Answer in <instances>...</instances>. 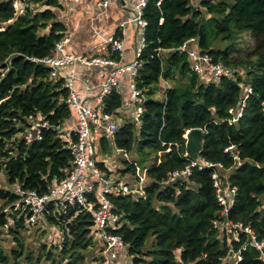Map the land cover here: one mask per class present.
Masks as SVG:
<instances>
[{
  "label": "trees",
  "instance_id": "trees-1",
  "mask_svg": "<svg viewBox=\"0 0 264 264\" xmlns=\"http://www.w3.org/2000/svg\"><path fill=\"white\" fill-rule=\"evenodd\" d=\"M23 1L28 7L16 15L11 0H0V233L13 243L10 250L0 244V264H88L87 250L100 236L96 198L66 211L52 202L34 224L44 228L35 229L43 238L36 247L27 240L33 230L27 209L13 206L19 198L14 184L43 195L68 174L77 134L64 130L67 120L76 119L67 102L66 77H53L51 67L41 62L66 33L56 10L62 3ZM143 17L146 46L136 76L143 97L141 123L126 119L112 137H101L100 146L104 153L134 155L117 172L138 181L144 173L150 181L145 197L110 196L120 220L106 231L122 237L134 264H235L250 237L231 229L237 237L228 239L214 226L222 206L212 169L192 167L190 176L180 179L171 174L190 164L184 156L186 134L201 128V159L222 163L224 187L237 189L230 220L249 226L264 241V0H200L198 5L149 0ZM247 36L256 40L254 51L236 56ZM191 38L233 75L196 73L188 54L178 49ZM109 52L119 59L118 52ZM164 81L169 85L162 89ZM249 86L252 93L246 96ZM243 103L242 115L234 120ZM103 106L118 114L121 93L112 91ZM31 115L48 125L41 139L26 143L16 135L30 127ZM97 164L112 175L106 161L97 158ZM45 225L57 229L50 243ZM241 256L239 264H264L262 252L250 245Z\"/></svg>",
  "mask_w": 264,
  "mask_h": 264
},
{
  "label": "built area",
  "instance_id": "built-area-1",
  "mask_svg": "<svg viewBox=\"0 0 264 264\" xmlns=\"http://www.w3.org/2000/svg\"><path fill=\"white\" fill-rule=\"evenodd\" d=\"M15 14L21 15L25 8L28 7L26 1L11 0ZM64 3L77 2L79 0H60ZM149 0H138L136 6V13L133 19L142 31V40L139 43L135 60L123 64L111 56L104 55H73L65 52V45L70 41L68 34L56 43V46L48 57H45L41 62L45 63L52 70V76L55 78L64 75L66 77V86L69 88L67 97L68 104L76 112V118L79 119L78 129H71L76 131V140L71 143V151L73 155L72 167L68 174L57 184L50 187L49 192L40 195L36 190L23 188L19 184L13 185V191L19 195L13 206L16 210L24 207L27 209V218L31 224L37 223L38 218L47 210L48 206L55 202L60 205L64 211L68 206L79 205L86 207L90 203V197L93 196L98 200V207L95 210V222L100 229V237L107 244L108 250H115L123 248L126 250V245L123 239L118 234H111L106 229L120 220V215L114 212L111 195L120 196L124 194H132L139 197H145V177L139 180L138 185H132L124 177H114L105 174L97 164V146L93 139V134L102 133L104 131L107 137H112L120 127V123L116 120L115 114L107 112L103 109L95 107L94 103L89 99H84L75 90L74 85L81 81L79 74L76 71L79 65L83 67L92 66H107L109 68L108 75L104 82L98 86L84 84L85 89L92 92L97 87L96 99L99 105L103 106L104 99L114 90L119 87L121 78L124 73H129L131 77L132 96L136 103V110L133 121L136 125L141 123L143 114V97L141 91L136 85V76L142 65L140 55L146 46L144 31L147 26V21L143 17L145 8ZM108 1H104L103 5L107 6ZM101 41L93 46V51L100 52L103 46H113V51L120 52L122 49V41L113 36L103 38L100 32H95ZM197 42L196 38H191L183 43L178 49L186 52L192 63L193 70L198 74L208 72L214 77L218 78L224 75H233L232 69L226 67L220 62L214 61L213 57L208 53H203L199 49L191 48L193 43ZM64 68H69V73L66 75L63 72ZM252 93V87L249 86L246 96ZM243 103L240 111L235 116L234 120L242 115L244 106ZM104 107V106H103ZM233 108L230 113H233ZM33 123L24 132L17 134V137H23L26 143H31L34 140L41 139L42 128L47 127V122L36 119L35 116H29ZM35 120V121H34ZM15 138V137H14ZM10 146V144H7ZM228 150V149H227ZM12 153V150L9 151ZM236 154V153H235ZM188 157L187 153L184 154ZM190 164L181 171H175L171 174V179L188 178L191 174L192 167L211 168L213 171L212 177L214 185L217 189V199L222 206L220 211V218L214 221V226L219 228L221 233H225L231 229L242 230L250 237L249 241L245 243L242 249H246L248 245L255 247L262 252L264 257V241L259 242L249 226H244L242 223H234L229 218V212L234 204L237 193L236 187L229 189L225 188V180L222 178V173L226 171L222 163L208 162L200 158V160L190 159ZM9 207L3 212H8ZM241 249V250H242ZM241 250L236 255L235 264H239L242 260ZM233 253L231 252V256Z\"/></svg>",
  "mask_w": 264,
  "mask_h": 264
},
{
  "label": "crops",
  "instance_id": "crops-1",
  "mask_svg": "<svg viewBox=\"0 0 264 264\" xmlns=\"http://www.w3.org/2000/svg\"><path fill=\"white\" fill-rule=\"evenodd\" d=\"M104 1H108L107 6L103 5ZM199 2L200 0H193L195 5H198ZM61 3L62 6L56 10L59 20L66 24V34L70 37V41L65 45L66 53L110 56L109 49L111 48L113 52L112 45L103 46L100 52L92 50L93 46L102 40L101 37L95 34L98 31L103 38L114 35L122 41V49L118 52L120 57L117 59L120 63L126 64L135 60L137 49L143 36L140 26L133 21L138 0H79L66 4L61 1ZM193 45L194 43L191 48L198 49V47H193ZM108 70L107 66L83 67L79 65L76 68L81 81L74 85L75 90L82 98L91 100L98 109H103L104 107L99 105L96 99L97 87L92 92H89L85 89L84 84L98 86L106 79ZM63 72L67 75L69 68H64ZM120 78L121 81L116 90L122 95L123 106L115 116L116 120L122 124L126 119H134L136 103L132 96L130 74L124 73ZM168 85L169 82L164 81L161 83L162 89ZM78 127V118L69 119L65 123L64 130L78 129ZM101 134L104 136V131ZM124 178L127 179L126 177ZM127 180L131 181L130 179ZM133 180L134 178L132 177Z\"/></svg>",
  "mask_w": 264,
  "mask_h": 264
},
{
  "label": "rangeland",
  "instance_id": "rangeland-1",
  "mask_svg": "<svg viewBox=\"0 0 264 264\" xmlns=\"http://www.w3.org/2000/svg\"><path fill=\"white\" fill-rule=\"evenodd\" d=\"M192 3H193V0H192ZM193 4L195 5V3H193ZM255 46H256V40L253 37L247 36L245 39V42L241 44L242 52L237 53L236 56H240L242 54H246L247 52L254 51ZM193 47H198V43L195 42ZM209 79L212 80V78H210V77H209ZM101 137H102L101 133L93 134V139L96 142L97 151H98L97 158L100 159V161L104 160V161L108 162V165L111 167V169H113L111 172V174H112L111 176H113V178L114 177H123L122 174L117 172L118 167H124V164H123L124 159H134V155L128 154V153L126 155H124L125 153L123 151H112V152L107 151L106 152L104 150L106 152V153H104L101 146H100ZM116 165H118V166L116 167ZM124 177H126L127 179H130L131 180L130 183L133 186L139 184V181L136 179H134L132 181L133 176L131 174H127ZM142 177H145L144 183L148 184L150 179H148V178L146 179V176L144 173L142 174ZM4 180H5V178L2 177L1 182H4ZM216 219H218V218H216ZM39 221H40V218H38L37 223ZM214 221H213V224H214ZM37 223H35V224H37ZM45 226H46L47 231H48V232L46 231V235H47V233L50 234V238H47L48 242L50 243V242L56 240L58 237V234H56L57 229L55 227H49L48 225H45ZM32 227H33V230L30 231L29 233L27 232V235H28L27 240L31 244L32 247H36L43 240L42 236L39 233L35 232V229L40 228L41 226L33 224ZM48 228L50 230H48ZM41 229L43 230L44 228L41 227ZM226 236H228L227 237L228 239H230L232 237H237V235L235 233L231 232V230L226 232ZM101 239L102 238L100 236H98L96 241H95V245L87 250L88 264H134L132 262V257L127 254L125 249L119 248V249H115V250H108L107 244L104 241H102ZM0 244L6 250L11 249V247L13 245L12 239L10 236H8L6 234V232L0 233Z\"/></svg>",
  "mask_w": 264,
  "mask_h": 264
},
{
  "label": "water",
  "instance_id": "water-1",
  "mask_svg": "<svg viewBox=\"0 0 264 264\" xmlns=\"http://www.w3.org/2000/svg\"><path fill=\"white\" fill-rule=\"evenodd\" d=\"M204 132L201 128H192L186 134V153L188 157L192 160H200L201 150H202V140ZM112 146L113 143L111 142Z\"/></svg>",
  "mask_w": 264,
  "mask_h": 264
}]
</instances>
